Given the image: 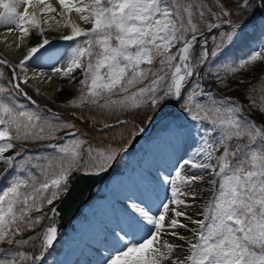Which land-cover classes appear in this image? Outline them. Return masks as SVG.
I'll return each mask as SVG.
<instances>
[{"label": "snow or ice", "instance_id": "snow-or-ice-1", "mask_svg": "<svg viewBox=\"0 0 264 264\" xmlns=\"http://www.w3.org/2000/svg\"><path fill=\"white\" fill-rule=\"evenodd\" d=\"M58 3L59 11L49 0H0V25L18 29L21 40L30 29L40 37L18 63L0 57L10 73L6 86L0 84V164L3 176L17 172L0 190V264H47L59 240L57 201L69 195L74 174L106 173L147 131L143 125L159 121L165 142L188 136L169 118V107L194 122L198 145L174 174H157L163 199L145 187L122 201L117 223L103 233L102 247L92 246L96 259L86 264H264V95L259 103L255 95L264 79V0ZM73 12L90 27L72 21ZM38 13L70 29L64 41L84 38L70 49L66 66L54 68L70 83L82 71L75 96L61 104L66 118L50 110L42 115L26 90L29 62L52 43ZM238 44L245 54L228 58ZM257 65L256 81L237 79ZM245 102L253 117L244 115ZM76 122L87 126V137ZM29 143L38 154H28ZM202 184L207 188L197 190ZM204 191L210 196L197 205ZM195 207L202 211L189 212Z\"/></svg>", "mask_w": 264, "mask_h": 264}, {"label": "rangeland", "instance_id": "rangeland-1", "mask_svg": "<svg viewBox=\"0 0 264 264\" xmlns=\"http://www.w3.org/2000/svg\"><path fill=\"white\" fill-rule=\"evenodd\" d=\"M54 14L55 13H53L52 15ZM81 26L85 28L90 27V25H85L83 23L81 24ZM44 28H45L44 35L50 41H52V43L50 46H46L45 49L41 50L39 53L36 54V56L38 57V59H40V61L42 60V58L44 59V56H46L44 61L51 59L55 52L65 51L69 53L70 49L74 47L76 43H83V39H84L83 37L77 39L76 41H64L63 39L60 38L61 36L69 33L70 31L69 28H62L59 25H57L56 28L52 26H46ZM25 38L28 40L30 46H34L36 43L40 42L39 34L37 33L35 29H30V36L25 37ZM255 44L252 47H255ZM221 61H223V58H221ZM0 72L4 73L3 69L0 68ZM259 74H260V66L257 65L256 69L251 72L240 73V77H237V79L247 78V80L251 82L253 79L260 77ZM74 75L76 77L75 83H70V81L67 78L62 80L63 85H66L67 87L69 86L68 89L70 90V93L68 94V93L62 92L64 88L61 87V91L58 95V98L53 100V102L62 104L63 102H66L69 97L75 96L76 91L78 90V87H79V80L82 78V71L77 70L74 73ZM8 80L9 78L4 73L3 77H0V84H4L6 86ZM213 83L214 82L212 80H206L204 82V85L206 88H211L213 86ZM232 83H233V86H235V82L233 81ZM216 91H218L220 95H223V96H232L233 98L241 97V95L238 96L234 90L216 89ZM255 95L259 103V97L262 95V93L256 92ZM21 98L22 97H20L21 102L28 103L27 101H25L24 99L22 100ZM37 104L40 105L39 103ZM30 107H35V106L30 105ZM244 108H245V111H244L245 116H249V117L254 116L255 110L250 109L247 102H245ZM39 109L42 115H48L47 109H43L40 106H39ZM172 114L173 116L169 118L170 119L174 118L177 124L183 125L189 131V135L179 140L178 142L177 141L169 142V144L172 147V151H171L172 154L171 155H167V153L164 154L163 166H162V169L159 170L161 172L160 175L169 174V173L174 174V171H173L174 168L178 166V164L181 162L182 159H186L191 156L192 149L198 145L199 140H200L199 134L192 135V133L195 132L194 122H192L189 118H186L182 114L179 108H175ZM202 126L205 128L210 127L207 121L203 122ZM59 135H64V133L61 132L59 133ZM163 135L164 133L161 130V124H160L156 128L152 136L142 139L139 142V144L135 146V148L131 149L130 151H128L126 154H124L121 157V159L118 162V166L114 172L113 177L96 190L92 201L89 202L87 206H85L80 211L79 215L77 216L74 222L70 223L67 228L59 230V240L55 244V249L51 251V255L47 257V264H53V261L55 262V264H62L72 254V253L69 254L70 250H73L72 247H74L73 246L74 244L72 245L71 243L72 239H77L79 237L88 238L89 235H92L94 231L92 230L93 227L91 228L92 226L91 217L98 219L99 216H102L105 219H108L109 222L113 226L117 223L118 215L122 208L120 207L112 208L111 205L115 198H118L117 200H119L122 203L124 198L127 197L125 193L126 186H125V191L120 186L125 183L129 184L130 187L133 186L132 184H134V182H133V179L131 178H133L134 172L138 173L137 171H140L143 168V163L145 162L148 154L154 150H157L161 142H165L160 139V137H162ZM24 146L29 148L30 151L28 154L30 155L38 154L40 151V149L36 148L31 143L26 144ZM162 146H165V145L163 144ZM4 172H5V167L2 164H0V190H3L6 187H8L10 184L11 178L17 174V172L13 170V171H10L7 176H3L2 174ZM135 174H134V178H135ZM139 179L143 181L142 183L143 188L147 187L153 192L158 193L161 199H163L167 195V193L164 191L163 186L159 182L158 176H156L155 179H152L150 175L142 172ZM202 188H207V185L206 184L197 185V190L202 189ZM130 189H134V188H130ZM209 196H210V193L207 191H204L202 193V198H198L195 203L197 205H200L204 203V201ZM45 211H48V209L46 208ZM153 211L155 212L156 209L153 208ZM200 211H202V209L199 207L189 209V212H200ZM200 218L202 217L194 216V219H200ZM43 223L47 224L48 221L45 220ZM89 229H90V234H88ZM39 230L40 229L38 227L37 231ZM31 234H34V233H31V232L28 233V235H31ZM182 234L190 235L187 232H183ZM91 238H92V241H93L92 244L94 247H102V245L98 243V241H100L102 238H98L96 236L95 237L91 236ZM165 238L167 239L168 237H165ZM77 240H80V239H77ZM90 242H91V239H90ZM172 242L183 244L182 241H177L174 239L172 240ZM2 246L8 247L7 245H2ZM185 247L187 246L185 245ZM83 252H86V251L83 250ZM93 257H94L93 260H95L96 254ZM0 258H3L2 254H0Z\"/></svg>", "mask_w": 264, "mask_h": 264}, {"label": "bare ground", "instance_id": "bare-ground-1", "mask_svg": "<svg viewBox=\"0 0 264 264\" xmlns=\"http://www.w3.org/2000/svg\"><path fill=\"white\" fill-rule=\"evenodd\" d=\"M49 2H51L53 6L56 7L59 11L60 6L58 3V0H49ZM21 10H23V7L21 8ZM29 10L30 11L35 10V6H33V8H30ZM53 16H56V19H59V16L57 15V13H55ZM38 18L42 21V24H41L42 27L52 26L56 28L57 26V24L54 21L49 20L48 17L43 14L38 13ZM71 20L80 25L82 24V22L78 18V15L75 12L71 14ZM27 50H28L27 43L24 39L23 40L20 39V34H19L18 29H10L9 26L0 25V52L1 53H3L5 56L9 58L19 60V57H23L24 55H26ZM66 58L68 57L65 56V58L61 62H58L57 60H55L53 64H49V67L45 68L44 70L39 69L38 68L39 65L37 64H35L31 68H28L29 76L32 77L31 78L32 84H35V86L39 90H41L43 93H45L47 96L51 97L52 99L58 98V94H59V91L61 89V84H62L61 81L59 80L61 76H58L54 72V68L66 66V61H65ZM32 61L33 60H31L29 63H32ZM41 73H43V75H41ZM163 147H167V146H163ZM158 158H159V154H156L150 157L147 163L145 164V170L147 172H151L153 176H156V169L154 167V162H156V159ZM139 174L140 173L135 174L136 181L138 182L140 181ZM136 185H138L137 182H136ZM126 191L128 192L127 194L129 195L136 193V190L130 189L127 186H126ZM92 230L94 231L92 235L94 236L95 235L97 236L98 234L100 235V229H98V224H95ZM79 239L80 240H76L77 242L76 241L74 242L73 246L75 250L82 249V251L85 250L86 252H89L88 247L85 245H87V242L91 243L90 242L91 235H89L88 238L85 237V238H79ZM73 256L74 255L72 253L70 256L72 257V259L68 257V259L64 261L62 264H73V262L80 261V259L83 258L82 257L83 254H80V257L78 256L73 257Z\"/></svg>", "mask_w": 264, "mask_h": 264}, {"label": "water", "instance_id": "water-1", "mask_svg": "<svg viewBox=\"0 0 264 264\" xmlns=\"http://www.w3.org/2000/svg\"><path fill=\"white\" fill-rule=\"evenodd\" d=\"M107 174L108 171L98 176L77 175L71 181L72 187L69 195L58 204L60 212L56 219L60 226H64L67 221L72 219L77 209L88 200L94 185L100 182Z\"/></svg>", "mask_w": 264, "mask_h": 264}, {"label": "trees", "instance_id": "trees-1", "mask_svg": "<svg viewBox=\"0 0 264 264\" xmlns=\"http://www.w3.org/2000/svg\"><path fill=\"white\" fill-rule=\"evenodd\" d=\"M251 32H252V30H251ZM257 35H258V33H257ZM251 41H252V40H250L249 43H250ZM246 51H247V48H246V46H245L244 44H238V45H236L235 47H233V48L229 51V54H230V55H233V56H237V55L239 54V52H246ZM256 80H257V78L254 79L252 82H254V81H256ZM261 84H264V79H261V80H260V83L257 84V92H261V90H260ZM247 86H248V85H246V86H244V87H247ZM240 93H241V92H240ZM263 95H264V92H263ZM76 123H77L78 127H80L81 130L84 132V134H85L86 136H88V135H89V131H88L87 126H86L85 124H83V123H80V122H76ZM93 143L95 144L96 142L93 141Z\"/></svg>", "mask_w": 264, "mask_h": 264}]
</instances>
